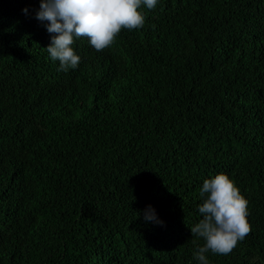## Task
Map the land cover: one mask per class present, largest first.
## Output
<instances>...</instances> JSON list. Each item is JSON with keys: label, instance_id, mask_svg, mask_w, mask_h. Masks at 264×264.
<instances>
[{"label": "trees", "instance_id": "trees-1", "mask_svg": "<svg viewBox=\"0 0 264 264\" xmlns=\"http://www.w3.org/2000/svg\"><path fill=\"white\" fill-rule=\"evenodd\" d=\"M38 7L0 0V264H197L220 172L251 230L210 264H264V0L141 6L104 50L75 40L67 72Z\"/></svg>", "mask_w": 264, "mask_h": 264}, {"label": "clouds", "instance_id": "clouds-1", "mask_svg": "<svg viewBox=\"0 0 264 264\" xmlns=\"http://www.w3.org/2000/svg\"><path fill=\"white\" fill-rule=\"evenodd\" d=\"M159 0H39L35 18L46 28L49 58L58 61V71L76 69L81 57L72 45L86 37L96 51L109 47L121 29H139L145 24L141 6L155 9ZM22 11L27 15L28 8ZM197 205L202 218L190 227L191 234L204 241L194 252L197 264H210L207 253L228 255L251 230L247 199L234 181L220 172L203 180ZM140 215V213L138 214ZM146 222L162 225L155 208L143 210ZM195 243V241H194Z\"/></svg>", "mask_w": 264, "mask_h": 264}]
</instances>
